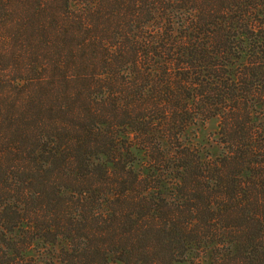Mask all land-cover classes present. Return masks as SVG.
I'll return each instance as SVG.
<instances>
[{
    "label": "trees",
    "instance_id": "obj_1",
    "mask_svg": "<svg viewBox=\"0 0 264 264\" xmlns=\"http://www.w3.org/2000/svg\"><path fill=\"white\" fill-rule=\"evenodd\" d=\"M0 264H264V0H0Z\"/></svg>",
    "mask_w": 264,
    "mask_h": 264
},
{
    "label": "rangeland",
    "instance_id": "obj_2",
    "mask_svg": "<svg viewBox=\"0 0 264 264\" xmlns=\"http://www.w3.org/2000/svg\"><path fill=\"white\" fill-rule=\"evenodd\" d=\"M218 121L210 120L205 122L203 125L195 127L191 134L192 145L201 152L210 151L211 154L215 155L217 153V147L214 148L213 140L215 138L214 133L217 130ZM209 146H214L211 149Z\"/></svg>",
    "mask_w": 264,
    "mask_h": 264
}]
</instances>
